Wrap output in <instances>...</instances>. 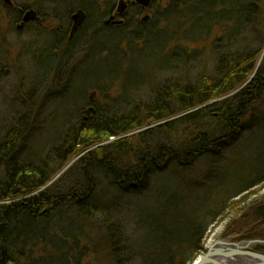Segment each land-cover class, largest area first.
Wrapping results in <instances>:
<instances>
[{
    "label": "trees",
    "instance_id": "16d2710c",
    "mask_svg": "<svg viewBox=\"0 0 264 264\" xmlns=\"http://www.w3.org/2000/svg\"><path fill=\"white\" fill-rule=\"evenodd\" d=\"M59 1L73 9L79 7L73 4L76 0H58L51 8L30 6L29 10H34L37 17L27 25L40 19V15L61 18ZM87 1L81 2L82 7L97 13L96 6ZM234 1L233 13L226 8L230 0H223L220 6L218 0H174L173 5L178 10L181 3L187 7L205 2L218 11L221 20L231 18L228 20L232 23L231 34L251 24L252 15L255 16L254 25L258 24L264 0ZM27 7L19 2L4 3L3 11L6 17L12 18L11 22H17L29 11ZM87 22L66 44L63 37L67 26L59 28L63 33L60 39L65 57L60 65L69 68L70 76L66 78L64 69L56 66L52 82L46 86L49 95L56 90L66 97L75 69L81 67L94 45L103 44L96 49L97 55L112 51L114 59H118L123 36L132 34L129 43L147 42L153 30H157L152 21L133 18L132 25L96 24L83 39L79 33L85 30ZM51 31L58 32V28ZM114 40L116 45L109 46ZM80 41L83 48L78 50ZM229 43L219 38L215 40L219 53L212 75L202 73L196 83L166 81L157 88L150 102L130 103L124 111L120 107L128 104V96L120 94L108 102V95L104 94V104L94 103L84 96L78 115L64 130L63 139L51 145L37 161L28 158L30 154L23 157L20 147L29 135L28 129L35 128L34 119L31 121L27 117L34 115V110L17 118V122L23 124L22 130L16 126V121L10 126L7 124L5 132L0 133V264H83L84 259H94L93 250L100 241L107 246L111 264H137L132 259L134 253L129 250L122 226L111 218L117 197L143 191L156 174L176 167L184 171L203 156H223L264 109V45L258 50L245 46L244 50L231 51ZM182 50L175 48L171 52L172 59L183 58L184 61L186 56ZM72 54L75 62L70 60ZM62 72L65 76L60 74ZM91 88L104 90L97 85ZM255 181L234 193L233 198L256 186ZM252 191L251 195L256 193ZM250 194L239 200L227 197L219 203L217 211L232 209L239 213L244 209L241 204L251 197ZM248 205L244 222L241 223V217L234 222L241 223L236 233L241 239L264 240V195L253 198ZM216 213L208 214L214 218ZM207 222V219L201 220L203 227L196 241L188 242V258L173 254L172 260H160L155 250L149 248L138 264H192L208 249L203 242ZM183 249L182 245L177 252ZM256 250L264 252V246H257Z\"/></svg>",
    "mask_w": 264,
    "mask_h": 264
},
{
    "label": "rangeland",
    "instance_id": "374dc122",
    "mask_svg": "<svg viewBox=\"0 0 264 264\" xmlns=\"http://www.w3.org/2000/svg\"><path fill=\"white\" fill-rule=\"evenodd\" d=\"M55 1L58 0H11L12 4H9L0 0V133H4L6 125L10 126L13 121H16V126L22 130L23 124L17 122V118L30 109L34 110V115L27 117L31 121L34 119L35 128L28 129L29 135L20 147L23 148V157L30 154L28 158L35 161L44 155L51 145L63 139L64 130L78 115L84 96L94 103L100 101L103 104L104 94L108 95V102L120 94L128 96V104L120 107L125 111L131 106L130 103L150 102L157 88L166 81L176 79L182 84L196 83L202 73L212 75L219 53L218 47L214 45L218 38L222 42H230L231 51L242 50L245 46L258 50L264 45V6L258 24L254 25L255 16L252 15L249 21L251 24L245 25L246 27L237 34H231V18L221 20L218 11L211 9L205 2H195L187 7L181 3L176 10L174 0H157L149 10L152 14L149 21L157 25V30H153L154 34L147 42L136 40L129 43L132 34L128 33L122 37L124 42L118 59H114L112 51L101 52L102 56L97 55L96 49L103 44L94 45L92 52H88L87 58L83 59L81 67L75 69L73 82L66 90V97L56 90L49 95L46 86L49 87L52 82L56 66L60 70L64 69L66 78L70 76L69 68L60 65L65 57L62 55V38L60 39L63 33L59 28L67 26L66 35L63 37L66 44L69 37L72 39L75 32L88 21L84 32L79 33L84 39L90 27L102 24L104 20L111 21L109 12L120 4V0H86L88 4L95 5L98 12L87 10V18L85 17L73 35V20L71 21L70 15L78 8H85L82 7L85 0L73 2L79 5L76 9L59 1V5L62 4L61 18L51 19L50 16L44 18L40 15V19L29 25L19 20L11 22L12 18L6 17V11H3L4 3L13 5L14 2H19L26 4V10H29L30 6L38 5L51 8ZM222 2L223 0H218L217 5L220 6ZM234 2L230 0L229 6H226L231 13L236 7ZM167 10L171 11L170 14ZM132 11L134 14L135 11ZM145 15L138 13L133 18L140 21ZM133 18L127 21L128 25H132ZM64 19L65 21H62ZM218 22L223 24L218 25ZM57 28L58 32L51 31ZM106 38L110 39L109 36ZM115 41L108 45L114 47ZM82 45L80 41L76 49L81 50L79 48H83ZM175 48L185 49L182 50V54L186 56L184 61L183 58L177 61L172 59L171 52ZM81 52L80 56L83 55ZM74 59L75 55L72 54L70 60ZM60 74L65 76L63 72ZM95 85L104 90L91 88ZM86 91L87 95H84ZM25 121L29 122L26 119ZM25 129L27 130V126ZM263 175L264 109H261L251 121L249 130L243 132L237 142L225 150L223 156H203L184 171L176 167L169 172L154 175L143 191L119 195L117 203L111 209V218L119 221L122 226L129 250L132 249L134 253L132 259L137 264L142 261V254L148 252L149 248L155 250L160 260H172L173 254L188 258V242L192 239L196 241L203 227L201 220L208 221L203 237L206 248L224 237L231 238L233 242L247 240L241 239L236 232L244 222V215L248 214V203L258 195H264ZM253 181L256 186L243 190L233 198L236 196L234 193ZM251 191L256 193L251 195ZM248 193L251 197L241 204L244 209L239 213L232 209L217 211L219 203L227 197L239 200L248 196ZM215 212L217 213L214 218L208 214ZM239 217L243 220L235 224ZM182 245L184 249L180 252L183 255L177 252ZM257 246L264 244L255 245V250ZM93 251L94 259H84L83 264H111L107 246L102 241L97 243ZM205 252L200 253L192 264Z\"/></svg>",
    "mask_w": 264,
    "mask_h": 264
},
{
    "label": "water",
    "instance_id": "95a60500",
    "mask_svg": "<svg viewBox=\"0 0 264 264\" xmlns=\"http://www.w3.org/2000/svg\"><path fill=\"white\" fill-rule=\"evenodd\" d=\"M5 1L12 4L11 0ZM83 13L80 10L74 15L75 23L72 29V35L77 27L81 25L84 19ZM33 16H35L34 12L29 11L24 15L23 21L27 22ZM257 244H264V241L245 240L233 242L231 238H220L211 244L204 255L195 260L193 264H264V253L254 249V246Z\"/></svg>",
    "mask_w": 264,
    "mask_h": 264
},
{
    "label": "flooded vegetation",
    "instance_id": "af4514ba",
    "mask_svg": "<svg viewBox=\"0 0 264 264\" xmlns=\"http://www.w3.org/2000/svg\"><path fill=\"white\" fill-rule=\"evenodd\" d=\"M156 1L157 0H150V1H148V0H120V4L115 8V10L109 12V18L110 19H111V17L112 18L114 17V18L111 21H109L108 23H107L108 20H104L102 24H104L105 26H123V25L127 24L128 20H130L131 18L138 15V13L146 14L145 16H142L141 20L143 22H148L152 16V14L149 13V10L154 7ZM80 10H82L84 12L83 13V15H84L83 21L85 20V17L87 18V15H88L87 10L85 8H78L77 10L73 11L70 15L71 21L73 20V26L75 23L74 15L76 13H78ZM132 10L135 11L134 14L137 13L135 16H134ZM29 11H33L35 14V16H33L32 19L37 17L36 12L34 10H29ZM23 19H24V17H23ZM83 21H82V23H83ZM22 22H23V20H22Z\"/></svg>",
    "mask_w": 264,
    "mask_h": 264
},
{
    "label": "bare ground",
    "instance_id": "6f19581e",
    "mask_svg": "<svg viewBox=\"0 0 264 264\" xmlns=\"http://www.w3.org/2000/svg\"><path fill=\"white\" fill-rule=\"evenodd\" d=\"M252 240H257V239H252Z\"/></svg>",
    "mask_w": 264,
    "mask_h": 264
}]
</instances>
